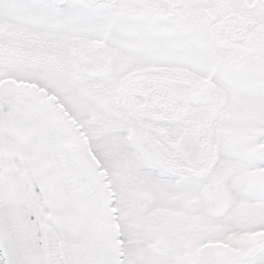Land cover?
<instances>
[{"label": "snow or ice", "instance_id": "6c2138e0", "mask_svg": "<svg viewBox=\"0 0 264 264\" xmlns=\"http://www.w3.org/2000/svg\"><path fill=\"white\" fill-rule=\"evenodd\" d=\"M0 264H264V0H0Z\"/></svg>", "mask_w": 264, "mask_h": 264}]
</instances>
